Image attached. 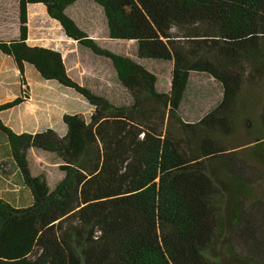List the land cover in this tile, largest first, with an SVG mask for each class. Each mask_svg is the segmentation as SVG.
<instances>
[{
  "label": "trees",
  "instance_id": "16d2710c",
  "mask_svg": "<svg viewBox=\"0 0 264 264\" xmlns=\"http://www.w3.org/2000/svg\"><path fill=\"white\" fill-rule=\"evenodd\" d=\"M75 1L18 0V35L0 38L20 85L0 112L28 98L25 62L92 106L88 120L63 113V135L15 132L0 119L28 190L19 204L0 198V264H264V191L253 180L264 171V0H90L109 38L135 41L136 59L81 29L65 12ZM28 4L109 59L130 102L77 82L59 50L30 45ZM144 59L171 62L167 91ZM192 73L212 78L221 97L189 121L179 107ZM32 149L58 158L53 187L32 173Z\"/></svg>",
  "mask_w": 264,
  "mask_h": 264
},
{
  "label": "rangeland",
  "instance_id": "374dc122",
  "mask_svg": "<svg viewBox=\"0 0 264 264\" xmlns=\"http://www.w3.org/2000/svg\"><path fill=\"white\" fill-rule=\"evenodd\" d=\"M15 8L16 0H0V38L8 39L16 32L18 17ZM65 12L100 46L136 59L135 41L109 38L103 12L93 1L77 0L69 5ZM27 23L28 42L60 50L67 73L73 79L94 93L103 95L114 104L130 102V94L117 79L110 60L95 55L72 39L63 37L60 26L47 16L42 5L33 4L28 7ZM141 63L155 74L156 89L167 91L171 62L144 59ZM1 66L3 67L0 68V81L4 73L8 77L11 75L10 69L3 62ZM26 74L31 85L28 86L29 100L20 104L17 109L1 114V118L12 125L14 130L21 131L33 126L35 132L51 127L59 135H63L65 132V125L61 120L63 113H78L88 120L92 106L73 89L54 80L42 78L30 65L26 67ZM220 95V87L212 78L204 74L192 73L179 107L180 114L189 121L198 119L219 101ZM3 96L8 95L3 94ZM28 158L32 173L43 174L49 187H53L61 178L62 172L57 165L59 160L54 154L32 149L28 152ZM254 166L257 168V165ZM3 174L9 180L6 182L9 188L20 186L16 173L9 167V162L1 159L0 175L4 176ZM260 174H262L259 176L260 179L257 177L253 180L257 183V189L264 191V171ZM16 192L23 195V191L19 188Z\"/></svg>",
  "mask_w": 264,
  "mask_h": 264
},
{
  "label": "crops",
  "instance_id": "0c3cea01",
  "mask_svg": "<svg viewBox=\"0 0 264 264\" xmlns=\"http://www.w3.org/2000/svg\"><path fill=\"white\" fill-rule=\"evenodd\" d=\"M31 5H33V4H28L27 5V19H28V7L31 6ZM15 9H16V12H17V10H18V0H16V8ZM15 27H16V32H14V35H12L9 38H13V37H16L18 35V19L16 21ZM28 30H29V28H28ZM62 35H63V37H66L64 35L63 31H62ZM28 37L29 36H28V33H27V42H28ZM30 45H36V44L32 43ZM51 48H54V47H51ZM54 49H56V48H54ZM2 62L5 64L6 67H8L10 69L9 73H11V75L8 77V75L5 76V73H4V77H3L2 81H0V103L13 99L20 92L18 70L15 67L14 61H13V59H12V57L10 55L5 54V53L0 51V68L3 67V66H1ZM28 65L32 66L29 63H26V62L24 63V72H25V78H26L27 86H31L29 81H28L27 74H26V67ZM14 75H15V77H14ZM30 91H31V87H30ZM3 94H6L8 96H3ZM29 98H30V96H29ZM29 98H27L25 101L21 102L20 104L22 105V104L26 103L29 100ZM20 104L15 105V106H13V107H11L9 109H6V110H3V111L0 112V119L3 121L4 124L8 125L12 129H13V126L8 124L4 119H2L1 118V114H4L6 112H10L12 110L17 109L20 106ZM29 128L30 129L25 128V130H21V131H16L14 129L13 130L15 132H24V131L33 132V126H31ZM0 156H1L0 160L2 159V160H6V161L9 162V167H11V170L16 173L17 179H18V181L20 183V186L18 188L20 189V191L21 190L23 191V195L21 196L19 192H16V190L18 188H9V186L6 184V182H9V180H8L7 176L5 174H3L4 176L0 175V198H4V199L9 200V201H14V202H17L18 204L28 201V190L22 184L21 179H20V177H19V175L17 173L16 168H14L13 163L11 162V160L9 158L8 143L6 141L5 136L1 132H0Z\"/></svg>",
  "mask_w": 264,
  "mask_h": 264
}]
</instances>
